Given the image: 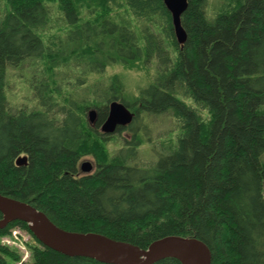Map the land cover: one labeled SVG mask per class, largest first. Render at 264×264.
<instances>
[{
	"label": "trees",
	"instance_id": "trees-1",
	"mask_svg": "<svg viewBox=\"0 0 264 264\" xmlns=\"http://www.w3.org/2000/svg\"><path fill=\"white\" fill-rule=\"evenodd\" d=\"M235 2L209 20L206 0H187L179 45L163 0H5L0 194L63 230L140 248L167 235L194 237L210 249L211 264H264V0ZM114 65L143 67L146 84L130 93L122 76L105 75ZM18 66L31 71L30 111L7 98V68ZM112 100L134 115L107 151L114 136L99 127ZM161 116L176 127L172 138L151 135ZM151 137L156 156L139 163ZM86 153L95 164L83 174ZM21 155L27 165L16 166ZM15 226L34 240L21 264H104L43 246L19 220L0 238ZM7 258L19 255L0 242V264Z\"/></svg>",
	"mask_w": 264,
	"mask_h": 264
},
{
	"label": "water",
	"instance_id": "water-1",
	"mask_svg": "<svg viewBox=\"0 0 264 264\" xmlns=\"http://www.w3.org/2000/svg\"><path fill=\"white\" fill-rule=\"evenodd\" d=\"M171 15L175 40L185 43L187 34L181 25V15L187 8V0H163ZM130 109L118 100L108 103V113L100 125V132L115 133L117 127H125L133 120ZM97 118L95 109L87 112V120L94 125ZM16 166L27 165L25 155L18 156ZM82 173H90L92 163L82 161ZM0 229L8 223L19 220L26 223L28 230L45 247L66 256H81L105 264H154L164 259H176L181 264H211V252L205 243L194 237L167 235L140 248L129 242L109 238L95 232H73L63 230L53 224L41 211L28 203L0 194Z\"/></svg>",
	"mask_w": 264,
	"mask_h": 264
},
{
	"label": "rangeland",
	"instance_id": "rangeland-1",
	"mask_svg": "<svg viewBox=\"0 0 264 264\" xmlns=\"http://www.w3.org/2000/svg\"><path fill=\"white\" fill-rule=\"evenodd\" d=\"M237 5L235 0H206L205 15L209 20H212L218 13L222 11L230 12ZM5 9V0H0V14ZM118 74L124 79L126 88L130 93L134 92L136 86L146 84L148 78H146V71L141 68L129 69L122 65L110 66L105 75ZM7 76L9 82V89L7 90L8 101L14 103L17 106L23 107L26 111H30L35 106V96L31 90L28 81L31 78V71L26 67L18 66L16 68L8 67ZM138 88V87H137ZM264 111V106L261 107ZM152 132L151 135H162L164 138H172L173 135L178 133L176 127L173 128L171 120L165 116L153 117L151 120ZM93 132V130H91ZM124 132H122L123 134ZM129 133V132H128ZM114 136L111 140L105 143V149L107 151H114L118 148L119 143L117 141L118 135L116 133L111 134ZM144 138L147 136L142 134ZM139 154L141 157L139 163H146L148 157L155 158L157 147L151 137V141H146L143 147L139 148ZM144 150V152H142ZM94 157L90 153H86L81 157L79 165L82 161H90L95 164ZM261 161L264 163V153L261 156ZM13 231H18L14 235ZM1 244H5L19 255V259L12 260L7 258L6 264H21L31 260V251L29 245H33L34 240L25 230L15 226L11 228L8 234L0 238Z\"/></svg>",
	"mask_w": 264,
	"mask_h": 264
},
{
	"label": "bare ground",
	"instance_id": "bare-ground-1",
	"mask_svg": "<svg viewBox=\"0 0 264 264\" xmlns=\"http://www.w3.org/2000/svg\"><path fill=\"white\" fill-rule=\"evenodd\" d=\"M90 109H95V108H89L88 110H87V112L90 110ZM96 110V109H95ZM87 112H86V121L88 122V120H87ZM108 113V112H107ZM107 117V116H106ZM126 242V241H125ZM135 245V244H134ZM105 264V263H104Z\"/></svg>",
	"mask_w": 264,
	"mask_h": 264
},
{
	"label": "built area",
	"instance_id": "built-area-1",
	"mask_svg": "<svg viewBox=\"0 0 264 264\" xmlns=\"http://www.w3.org/2000/svg\"><path fill=\"white\" fill-rule=\"evenodd\" d=\"M18 231H13V234L16 235Z\"/></svg>",
	"mask_w": 264,
	"mask_h": 264
}]
</instances>
